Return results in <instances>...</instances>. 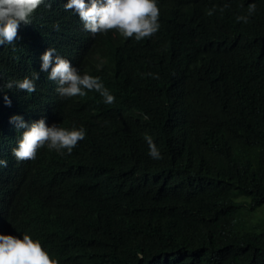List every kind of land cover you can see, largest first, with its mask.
<instances>
[{"label": "trees", "instance_id": "16d2710c", "mask_svg": "<svg viewBox=\"0 0 264 264\" xmlns=\"http://www.w3.org/2000/svg\"><path fill=\"white\" fill-rule=\"evenodd\" d=\"M60 1L47 7L46 0L35 10L37 20L17 32L15 44L0 49V83L39 73L33 93L5 89L10 106L0 93V158L8 161L0 168V233L14 235L30 221L26 216L43 200L34 193L71 189L86 212H126L137 219L140 242L136 247L122 243L133 224H117L113 231L89 224L74 235L67 253L48 251L59 264H72L71 255L91 264H264V104L256 92L255 99L249 94L254 82L264 80V0H212V15L203 11L206 0H158V41L130 47L146 66L127 76L115 63L120 51L115 61L100 56L101 49L121 50L120 39L109 32L88 37V52L99 56L96 63L117 89L106 105L94 93L81 101H60L55 82L40 71L36 56L44 47L57 49L49 22L60 17ZM253 2L257 8L248 22L237 21ZM189 39L205 46L202 58L188 51L177 69L173 63ZM180 68L203 71L207 91L194 108L183 102L185 112L169 121L155 101L168 100L176 87L194 91L185 72V79L175 76ZM94 105L96 111L75 119L77 111ZM119 108L135 116L125 134ZM13 114L25 121L44 117L60 127L83 126L85 140L71 153L61 155L45 145L35 159L17 161L11 155L19 136L9 122ZM194 114L207 118L179 148L177 137ZM146 134L160 148L161 159L147 154Z\"/></svg>", "mask_w": 264, "mask_h": 264}, {"label": "clouds", "instance_id": "9594fccd", "mask_svg": "<svg viewBox=\"0 0 264 264\" xmlns=\"http://www.w3.org/2000/svg\"><path fill=\"white\" fill-rule=\"evenodd\" d=\"M45 3L46 0H0V49L5 45L15 44L18 39L17 32L19 35L25 24L37 20L35 10ZM46 6L51 7V0H47ZM211 6L212 0H206L203 2V11H208ZM224 6L227 7V4ZM58 8L60 17L56 22H49L54 28L57 49L47 46L36 56L40 60V71L46 72L47 78L55 82V91L60 101H81L87 94L94 93L103 99L104 105L113 103L117 97V89L111 88V80H108V75L101 71L102 65L96 63L99 56L88 52L91 48L87 47L86 41L88 37L112 33L120 39L122 49H101L100 56L115 61L113 55L120 51L121 56L115 63L122 68L126 76L128 71H140L146 64L143 63L140 55L130 50V47L142 46L147 41H149L148 46H152L158 41L154 34L160 28L158 0H61ZM256 8L254 2L249 3L247 15H237L236 20L247 23ZM207 14L212 15V10L210 9ZM109 29L112 31H108ZM204 47L189 39L186 50L175 59L173 66L178 69L179 60L188 51L194 52L201 59ZM59 49L68 52L70 57ZM85 53L90 55L86 56ZM88 60L93 61L94 64L86 66L84 61ZM184 72L188 75L187 84L195 92L190 89L183 91L176 87L168 100L159 98L155 101L169 121L177 119L179 111L185 112L186 108H194L207 91V77L203 71L180 68L175 76L185 79L187 75L183 74ZM147 75L159 78L157 73L149 72ZM38 79L39 73L33 71L31 76L0 83V93H4V103L11 105L5 89L24 90L30 94L36 90ZM172 80L175 81V78L173 77ZM170 85L172 88L171 82ZM175 86H177L176 81ZM253 86V91L249 90L251 98L255 99L256 92L257 100L264 104V80L260 78L253 83ZM228 92L231 93L232 90ZM183 102L189 103L185 109L181 107ZM88 111H96L95 105L77 111L75 119ZM206 118L197 114L193 121L187 118L186 129L177 137L179 148H182L185 141L196 133L194 127ZM9 122L19 132L15 145L11 148V155L17 161L35 159L37 149L45 145L49 150H55L61 155L65 152L71 153L78 141L85 140L86 136V129L83 126L60 127L56 123L47 124L44 117L25 121L21 115L13 114L9 117ZM134 122L135 116L132 111L119 108V127L124 134ZM144 139L147 144V154L152 159H161L160 148L153 141L152 136L146 134ZM115 141L118 140L113 139L112 143ZM158 145L161 147L160 143ZM7 165V159L0 158V168H5ZM34 195L43 200L33 207L35 212L26 216L30 221L19 228L14 235L0 233V264H59V261L48 251L54 248L61 255L67 253L68 244L72 243L70 241L74 235L89 224H96L102 229L110 227L111 231L117 224H133V229L122 239V243L127 247H136L140 242V224L137 219L126 217V212L118 214L112 211L86 212L80 202L79 194L71 189L39 191ZM32 237H37L39 240ZM70 261L72 264H91L72 255Z\"/></svg>", "mask_w": 264, "mask_h": 264}]
</instances>
